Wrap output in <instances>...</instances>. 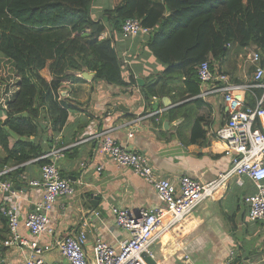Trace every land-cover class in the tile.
I'll use <instances>...</instances> for the list:
<instances>
[{"label": "crops", "instance_id": "obj_1", "mask_svg": "<svg viewBox=\"0 0 264 264\" xmlns=\"http://www.w3.org/2000/svg\"><path fill=\"white\" fill-rule=\"evenodd\" d=\"M95 4L97 18L92 17ZM110 8V0H95L91 18L105 26L100 39L113 38L123 80L130 85V90L94 81V74L90 72V79L77 75L76 80L61 82L64 89L58 92L72 109L68 111L62 132L54 134L48 130L49 142L41 143L43 155L51 150H62L58 158L44 160L56 165L60 177L73 188L71 195L55 202L49 214L51 228L59 235L84 233V251L88 257L97 239L117 250L118 243L127 238L126 232L116 225L112 208H126L136 213L140 209L160 206L152 186L129 169L115 166L90 140L94 132H102L104 137L144 155L155 176L174 185L184 176L207 183L226 174L231 167L223 144L216 138V132L226 125L228 116L222 96L208 92L214 85L177 80L165 85L161 95L146 100L144 87L154 81L165 66L146 49L147 39H124L121 34L113 33L103 15ZM255 52L258 53L254 46L243 49L232 46L225 58L209 65L210 70L228 76L236 84H248L255 73L249 56ZM41 75L51 81L47 70ZM261 97L264 106V90L252 89L244 92V103L253 108ZM14 143L15 139L9 138L10 148ZM16 172L20 173L10 172L8 175L12 176L5 182L20 196L23 218L34 210L43 193L41 189L30 188L21 179L39 180L41 166L34 160ZM2 178L0 182H4ZM254 193V187L247 180L239 187L229 177L214 201L202 203L161 236L153 246L155 261L164 264H264V223L247 220V206L243 202L245 196ZM5 197L0 190V206ZM94 213L99 215L96 217ZM19 232L23 238L31 240L23 228ZM6 238L7 224L0 212V242ZM50 241L51 238L41 236L39 245L44 247ZM27 253L25 248L8 249L0 245V264H22ZM41 258L49 262L62 261L56 251L44 252Z\"/></svg>", "mask_w": 264, "mask_h": 264}, {"label": "trees", "instance_id": "obj_2", "mask_svg": "<svg viewBox=\"0 0 264 264\" xmlns=\"http://www.w3.org/2000/svg\"><path fill=\"white\" fill-rule=\"evenodd\" d=\"M94 1L0 0V171L20 173L45 153L48 130L62 132L72 106L58 92L61 82L90 72L94 81L130 90L113 38L100 39L105 26L91 18ZM110 1L103 15L113 33L128 19L141 20L150 31L146 49L165 66L144 87L146 100L177 80L198 85L197 67L222 60L232 46H254L264 66V0Z\"/></svg>", "mask_w": 264, "mask_h": 264}, {"label": "built area", "instance_id": "obj_3", "mask_svg": "<svg viewBox=\"0 0 264 264\" xmlns=\"http://www.w3.org/2000/svg\"><path fill=\"white\" fill-rule=\"evenodd\" d=\"M150 31L139 19H128L121 27L124 39L141 37L147 39ZM255 67L252 81L248 84H236L228 76L214 74L207 62L200 64L197 78L201 85L213 86L209 93H219L225 106L228 119L226 125L216 132V138L224 146V155L230 160V169L216 180L201 183L188 176L180 178L178 185L169 180L157 178L146 157L132 152L118 144L114 139L104 137L102 132H94L90 140L119 168H126L153 187L160 206L152 209H140L136 213L126 208H112L111 213L116 225L124 230L127 238L118 243L115 250L101 239H97L88 257L84 251L86 236L55 234L51 228L49 214L55 202L73 193L67 180L60 177L54 164L41 167L39 180H27L30 188L42 190V200L34 206V210L21 217L20 196L7 182H0L1 192L6 194L0 206V212L7 224V238L0 242L3 248L23 249L28 251L22 264H164L155 261L153 246L165 232L177 226L202 203L214 201L219 196L220 188L229 177L237 186L243 187L244 180L252 184L255 193L245 196L247 220L264 223V106L261 99L253 108L244 103V92L252 89L264 90V66L259 53L249 56ZM207 92V91H206ZM62 150H51L35 161L50 157L58 158ZM16 167L4 168L2 177L14 171ZM97 217L99 214L94 213ZM23 228L31 237L25 239L19 232ZM51 238L48 245L41 247L39 238ZM56 251L60 262L44 261V252ZM233 252L230 253V260Z\"/></svg>", "mask_w": 264, "mask_h": 264}, {"label": "water", "instance_id": "obj_4", "mask_svg": "<svg viewBox=\"0 0 264 264\" xmlns=\"http://www.w3.org/2000/svg\"><path fill=\"white\" fill-rule=\"evenodd\" d=\"M81 77L83 78V79H87L88 77H89V79L91 78V76L87 73V72H85V73H82L81 74ZM141 82H140V80L138 81V84H140Z\"/></svg>", "mask_w": 264, "mask_h": 264}, {"label": "rangeland", "instance_id": "obj_5", "mask_svg": "<svg viewBox=\"0 0 264 264\" xmlns=\"http://www.w3.org/2000/svg\"><path fill=\"white\" fill-rule=\"evenodd\" d=\"M96 11H97V6H96V4H95V6H94L93 16H92L93 18H97V16L95 15V14H96V13H95ZM94 13H95V14H94Z\"/></svg>", "mask_w": 264, "mask_h": 264}, {"label": "bare ground", "instance_id": "obj_6", "mask_svg": "<svg viewBox=\"0 0 264 264\" xmlns=\"http://www.w3.org/2000/svg\"><path fill=\"white\" fill-rule=\"evenodd\" d=\"M167 234V233H166Z\"/></svg>", "mask_w": 264, "mask_h": 264}]
</instances>
